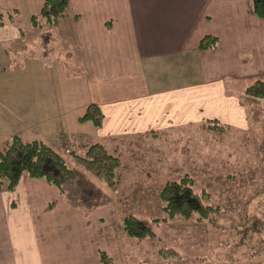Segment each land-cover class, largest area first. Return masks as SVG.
<instances>
[{"label": "crops", "instance_id": "0c3cea01", "mask_svg": "<svg viewBox=\"0 0 264 264\" xmlns=\"http://www.w3.org/2000/svg\"><path fill=\"white\" fill-rule=\"evenodd\" d=\"M43 1L0 0L16 10L0 25V148L17 134L72 154L119 145L137 158L168 132L193 139L188 130L205 121L233 140L251 127L244 89L264 80V18L252 0H68L57 24L34 27ZM22 26L33 34L28 47L46 29V47L11 68ZM205 34L216 45L201 48ZM89 103L101 108L99 126L78 120ZM122 213L111 203L85 215L54 184L23 173L0 191V264H105L100 250L111 264H134L144 251L121 229Z\"/></svg>", "mask_w": 264, "mask_h": 264}, {"label": "rangeland", "instance_id": "374dc122", "mask_svg": "<svg viewBox=\"0 0 264 264\" xmlns=\"http://www.w3.org/2000/svg\"><path fill=\"white\" fill-rule=\"evenodd\" d=\"M10 22L13 20L7 21ZM22 27L24 33L17 35L18 40L10 44L7 65L9 63L11 68L20 67L30 54L41 55L39 45L32 48L25 46V39L32 42L33 34L25 32V27ZM33 84L35 88H41L39 80ZM203 126L205 129L193 127L188 130L193 139L187 142H180L168 132L166 138L161 136L151 151H143L144 154L137 158L122 154L119 145L107 146L110 150L115 149L120 160L115 169L117 182L113 187L77 159L76 154L84 155L87 147L73 154L55 148L67 164L80 169L110 196L109 204L100 207L115 204L123 212L118 215L119 219L133 213L154 226L155 238L145 239L149 240L145 241L147 243L134 241L137 248L144 251L142 258L134 264H264L262 246L248 251L236 262L218 260L217 251L221 250L228 231L214 227L207 218L197 220L180 215L168 218L161 208L163 202L159 190L162 184L187 173L194 178L195 187L203 188L209 201L220 207L215 217L238 221L240 213L249 208L250 196L264 185V162L259 148L264 121L251 124L245 133H237L234 140L229 128L218 130ZM160 248H168L171 252L160 255Z\"/></svg>", "mask_w": 264, "mask_h": 264}, {"label": "trees", "instance_id": "16d2710c", "mask_svg": "<svg viewBox=\"0 0 264 264\" xmlns=\"http://www.w3.org/2000/svg\"><path fill=\"white\" fill-rule=\"evenodd\" d=\"M67 3L68 0H44L39 13L30 17L31 25L40 28L43 21L49 26L57 24L65 13ZM252 7L258 16L264 18V0H252ZM15 11H3L0 8V25L11 21ZM19 31L21 34L24 32L21 28ZM47 33L44 29L38 35L37 44H41L42 48L46 47ZM216 42L217 36L205 34L199 45L201 48H208L216 45ZM3 68L0 65V69ZM244 91L249 123L264 121V80L254 79ZM102 119L101 108L95 103H89L78 117V120H90L96 126L102 123ZM204 125L218 130L228 129L214 119L205 121ZM259 148L264 162V134L260 135ZM114 150L97 141L87 146L84 155L76 154V157L87 169L113 187L117 182L115 169L120 163ZM23 173L54 184L62 197L70 205L80 208L85 215L110 202V196L104 190L90 181L80 169L67 164L65 158L51 144L40 139H24L14 134L0 148V191L3 188L13 189ZM159 197L166 217L180 215L192 216L197 220L207 218L214 227L229 232L220 246L221 250L217 251L218 260L236 262L248 251L258 246L264 248V185L250 196L249 208L240 213L238 221L215 217L220 207L209 201L208 193L203 188L195 187L194 178L187 173L178 179L166 180L159 190ZM121 229L128 237L137 241L155 238L157 234L151 223L133 213H127L122 218ZM170 252L168 248L158 249L160 255ZM100 257L105 264L112 263L111 257L103 250H100Z\"/></svg>", "mask_w": 264, "mask_h": 264}]
</instances>
